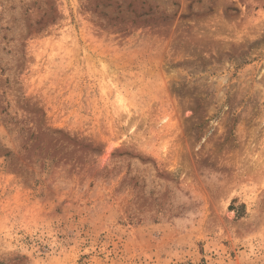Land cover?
<instances>
[{"label": "rangeland", "instance_id": "374dc122", "mask_svg": "<svg viewBox=\"0 0 264 264\" xmlns=\"http://www.w3.org/2000/svg\"><path fill=\"white\" fill-rule=\"evenodd\" d=\"M0 264H264V0H0Z\"/></svg>", "mask_w": 264, "mask_h": 264}]
</instances>
